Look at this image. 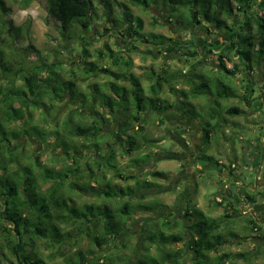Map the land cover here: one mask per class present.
Wrapping results in <instances>:
<instances>
[{"label":"rangeland","instance_id":"374dc122","mask_svg":"<svg viewBox=\"0 0 264 264\" xmlns=\"http://www.w3.org/2000/svg\"><path fill=\"white\" fill-rule=\"evenodd\" d=\"M5 2L11 8V12L5 18L11 19L15 26L22 25L23 28L21 32L22 37L17 41H14L12 35L7 32L8 25L0 33V51H3L4 60L11 68L9 71H6L0 67V87L3 91H7L10 88L13 78L17 79L16 84L21 83L22 79L20 76L23 75V71L31 69L44 60L49 65L55 61L58 62L59 64L55 63V65H52V69L60 74L61 80L75 81L81 90L91 96L93 92L91 88L94 83H97L98 86L100 84V87L103 88L105 81H117L111 76L110 72H106V74L99 72V67L108 66L113 69L117 68V66H112V59L107 56L109 47L114 52H119L120 57H131L133 60L131 70L140 76L144 86H149L150 84L145 74L146 71H150V66H153L157 71H160L162 67L171 66L172 70L182 69L184 73L189 71L191 65L194 63L195 68L200 73H205L207 70H215V63L211 57L207 55V58L199 57L200 54L204 53L206 48L208 31L204 27L197 28L191 22L186 21L185 19L189 16V11L183 8L173 10L168 0H156L154 2L151 0L149 7L132 5L128 0H109V4L104 0H93L95 14L93 16L94 28L87 34H82L78 27L71 31L63 30L62 23L48 13L47 0H5ZM26 2H29L28 5H25ZM124 11L129 13L124 14ZM138 18L143 21L142 35L131 36L134 30H140L137 26ZM113 20H121V22ZM2 22L3 20L0 16V27L4 24ZM28 26L29 32H27ZM160 33L180 41L195 37L196 44L194 46L198 53H191L189 49L186 50L185 48L180 50L169 47V43L167 45H158L159 39L153 36ZM210 36L211 41L217 42V44L222 43L227 38V34L222 30H219L218 33H210ZM144 37L148 38L151 43L146 42L143 39ZM28 43L36 46L41 54L40 57L23 50ZM83 44L88 48V57L83 56ZM187 58L191 59L187 60ZM91 61L96 64L95 72H91L88 69L89 62ZM246 61L245 59V64ZM227 64L229 68H232L231 62H227ZM257 68L253 72V77L243 69L236 76L230 78L236 85L234 89L238 96L233 97L231 95L229 98H223L224 100L221 101V104L222 106L226 105L227 110L226 112L223 111L222 115L225 118L227 117L228 121L226 119L225 122H221V117L220 120L216 118L218 124L215 127L213 123L216 120H213L212 123H207V118L212 115V111L219 110L218 106H212L213 101L207 97L191 100L194 103V107L192 104H189L188 100H185L178 90V88H185L184 77L178 83V88L173 91V94L169 92L162 94V96L168 98L173 103L176 102L170 110L161 112L150 110L143 115L144 121L142 124L144 128L139 134H135L139 140L140 149L137 148L130 154L122 153L123 151L120 149H124L129 143L123 137V139H116L117 143L114 144L111 138L112 135L116 136L118 120L114 114H110V117H107L108 120L103 124L104 130L102 133L104 134V138L101 142V147L106 150L109 146L105 142L112 143L113 148L117 149L116 164L122 172L131 173L137 169L141 178L160 185H154L147 189L133 192V196L130 197L131 202L136 203L138 201L137 196L145 195L146 198L142 199L144 202L155 201L162 203L160 211L152 213V216H147L145 211H136L134 212V216L127 222L122 221L124 230L117 233L115 240L116 245L120 248L119 255L122 258L117 259L118 254L116 251L118 252V248L114 246L103 251L99 249L109 256L106 258L108 259V264H142L141 259H145L146 256L149 257L148 254L150 252H155L157 243L154 242L155 239L153 240L149 236L150 232L156 229L154 228L155 220L158 221L157 223L161 228L163 221L167 220L169 216H171L172 220H180L187 225L192 222V220L184 215L187 207L190 210L201 213L195 216L197 219H207L219 218L223 214L224 208L228 206L233 211V229L238 234L236 235L237 237L233 235L226 237L227 243L222 246L221 251L249 253L250 257L248 261L250 260V263L239 259L240 264H264V236L261 231L246 227L251 225V220H255L257 226L262 227V231L264 232V225L256 219V217L262 219L263 216L255 214V209H252V213L245 214L249 206L252 205V203L248 204L247 202L249 196H254L257 203L264 205V188L257 185L253 186L256 184V177L262 175V169L264 171V74L261 68ZM49 71L51 69L45 68L41 75L45 78V75ZM53 75L51 76L53 77ZM198 77L200 80L203 79V76ZM218 77L219 75L211 77L214 92H217L215 89H218L217 86L220 85ZM119 83L129 85L124 81ZM229 83L232 86L231 82ZM222 89L224 93L225 90L228 92V88L225 89L224 85ZM245 95L251 102L250 106L246 105V101L244 100L246 98L244 97ZM46 101L48 102L47 109L32 110L33 121L45 133H49L53 129H61L60 136L67 132L61 128L62 126L69 127L70 129L75 126L72 124L67 126L66 123H63L65 120H68L70 117L76 121L80 120L79 114H76L74 111L75 108H82V111H86V113H89L93 108L101 110L99 103L95 107L92 105L87 106L82 101L70 100L67 95L54 102L53 106L48 98H46ZM180 102L183 104L182 107ZM233 104L241 106V114L233 115L232 113H228L229 106ZM2 106L3 104L0 100L1 118L3 115ZM44 113L48 115L47 120L43 116ZM188 113L192 116L196 115L198 118V123L196 122L192 129L182 128V125L178 124L181 122L184 123L183 125L192 126L194 117H191ZM174 114H178L179 118L175 117ZM91 118L92 116H89L87 119H84L86 121ZM6 126L8 129H12L13 127H20L21 123L13 122L11 125L8 124ZM203 127L209 129L211 132V137L206 143ZM30 131L34 133L36 129L31 128ZM67 137L69 138V135ZM192 137L194 138V142L192 141ZM149 138L155 140L160 138L161 141L144 142V140ZM55 139L56 136L54 134L47 137V141L51 142L49 147H46V144L38 139L29 141L22 139L19 144L24 152L33 156L34 160L40 161L38 164L35 162V171L27 172L22 167L19 169V176L23 177L22 180L25 185L24 192L27 198L33 201L34 205L38 202L41 203V197L50 196L52 190L50 185L52 186L53 182L57 180V174L61 171L60 166L65 163L60 160L57 161L58 156L61 155V150L54 148L53 142ZM72 141L73 143L77 142L78 145L86 142L74 136ZM181 141L184 142L185 146H182ZM85 144L88 145L90 143ZM95 150L94 147H91V149L87 148L85 151L83 150V153L90 158H101L99 157L100 155L95 154ZM109 152L106 150V154ZM143 153H151V158L145 156V161L142 165L139 164L136 167L132 160L142 157ZM204 154H207L208 160L210 159L211 161H205L203 158ZM27 161V158H22L21 162L26 163ZM41 161H43V165ZM96 161L91 160L92 165L96 164ZM217 162H220L222 167L206 166L209 163L214 166ZM232 165L233 168L235 167L232 172L234 174L230 172ZM55 168L54 174L56 177L53 176L52 171ZM153 170L165 171L168 174V179L153 178L150 174ZM44 175H50L49 180L45 178L44 181ZM112 175L113 170L107 169V179L110 178L113 184L126 185L125 182L127 181L122 178L114 179ZM238 177H240V182L238 181ZM26 178L28 179L26 180ZM37 180L39 183H42V190L37 186ZM128 182H131L132 187L136 186L135 180L130 179ZM176 185L178 186L177 188H175ZM92 186L97 189L99 183L94 181ZM226 188H231L232 196H229L230 192L225 191ZM96 189H94L95 192L91 191L90 193L74 190L71 191V194L78 205H83L85 201L95 204L109 203L113 209L119 205L120 201L116 198L107 199L103 195L98 196ZM124 199L125 197L121 201ZM236 211H239L240 214L235 215ZM162 229L166 233L172 232L168 228ZM176 231L177 234L182 236V239L174 247L183 248L185 250L184 255L187 256V262L191 264L193 260L189 254L192 250L188 244H191L193 240L190 238V230L186 229V232H184L181 228H177ZM176 231L174 230L173 232ZM226 231L224 228L223 232L225 234L227 233ZM156 236L160 235L157 233L155 238ZM67 243L65 253L56 254L55 256H52L55 250L47 248L46 242L41 238L37 239L36 248L47 264L64 263L66 256H74V252L80 244L87 251L88 248H96L87 236L71 238ZM0 244H2L1 236ZM4 252H6V248L2 245L0 256ZM97 253L98 251L94 254ZM208 257L211 263L216 262L220 255L212 251ZM200 258L202 259V256ZM110 259H113L112 263H110ZM171 263L174 262L171 261ZM0 264L16 263L13 257H11V259L0 260Z\"/></svg>","mask_w":264,"mask_h":264},{"label":"trees","instance_id":"16d2710c","mask_svg":"<svg viewBox=\"0 0 264 264\" xmlns=\"http://www.w3.org/2000/svg\"><path fill=\"white\" fill-rule=\"evenodd\" d=\"M104 1L109 4V0ZM128 1L136 6L149 7L151 5V0ZM168 1L171 3L173 10L183 8L189 11L186 21L191 22L197 28L204 27L208 31L206 48L199 57L204 58L206 55L211 57L215 63V70L200 73L195 68L194 63L191 65V69L184 73L182 69L172 70L171 66L162 67L160 71L150 66V71L145 72L146 79L150 84L144 86L140 76L131 70L133 66L131 57H120L119 52H114L109 47L107 56L112 59V66H117V68L99 67V72L102 74L110 72L111 76L117 81L107 80L103 83V88L100 87V84L98 86L97 83H94L91 88L93 90L91 96L81 90L75 81H62L60 74L52 69V65L58 63L56 61L49 65L48 62L43 60L42 63L23 71V75L20 76L22 82L16 84L17 79L13 78L7 91H3L0 87V100L3 104V115L2 118L0 117V236L2 238L0 251L2 245L6 248V252L0 256V260L13 257L16 264H47L36 248L37 239L41 238L46 242L47 248L54 249L55 252L52 256H55L56 254L65 253V247L71 238H82L83 236L89 237L90 242L96 248L91 247L87 251L80 244L76 248L74 256H66L65 262L60 264H108L106 258L109 256L101 250H107L113 248V246L118 248V252L116 251L118 254L117 259H121L122 257L119 255L120 248L116 245L115 240L117 233L124 230L122 221L127 222L134 216L136 211H145L147 216H152V213L160 211L162 203L144 202L142 199L146 198L145 195L137 196L138 201L136 203L131 202L130 197L133 196V192L160 185L141 178L137 169L131 173L122 172L116 164L117 149L113 148L112 143L107 141L105 143L109 147L106 150L110 152L106 154V150L101 147V142L104 138L102 133L104 130L103 124L108 120L107 117L114 114L118 120V130L116 136L112 135V141L116 144L118 138L123 139L124 137L127 139L129 144L120 150L123 151L122 153L130 154L135 149H140L139 140L135 134H139L144 128L142 124L144 121L143 115L150 110L155 112L170 110L176 102L173 103L162 94L164 92L173 94L183 77L185 88H178V90L185 100H188L189 104L194 107L191 100L207 97L213 101L212 106H218L219 110L212 111V115L207 118V123L216 120L213 123L215 127L218 124L216 118L220 120L221 117V122H225L226 119L228 121V118L222 115L223 111L226 112L227 110L226 105L222 106L221 104L223 98H229L231 95L233 97L238 96L234 89L236 85L230 78L236 76L243 69L253 77L256 67H258L257 69L261 68L264 74V0ZM28 3L26 2L25 5H28ZM126 9L129 11L128 8ZM47 10L50 15L62 23V28L65 31H71L78 27L82 34H87L94 28L93 0H47ZM10 12L11 8L6 5L5 0H0V16L3 20L2 23H4V27H0V33L8 25L7 32L12 35L14 41H17L22 37L23 26H15L11 19L5 18ZM127 13L129 12L124 11V14ZM113 21L121 22V20ZM132 24L134 23L132 22ZM137 26L140 30H134L131 36L142 35V19L138 18ZM219 30L226 33L227 38L222 43L217 44V42L211 41L210 33H218ZM153 37L159 39L158 45L169 43V47L180 50L185 48L186 50L189 49L191 53H198L194 46L196 44L195 37L184 41L167 37L161 33ZM143 39L151 43L148 38L144 37ZM87 49V46L83 44L84 57L89 56ZM23 50L27 53H34L37 57L41 56L39 50L32 43H28ZM189 59L191 58H187V60ZM245 59L248 61H246V64ZM227 62L232 63V68L228 67ZM0 67L6 71L11 69L4 60L3 51H0ZM95 67L96 64L93 61L89 62L88 69L91 72L96 71ZM45 68H49L51 71L44 78L41 73ZM211 75H219L220 85L217 86L218 89H215L217 92L213 91ZM198 76H203V79L200 80ZM122 81L129 85L120 84L119 82L122 83ZM223 85L225 89L228 88V92L225 90L224 93ZM65 95L70 100L82 101L87 106L92 105L95 107L99 103L102 111L93 108L89 113H86V111H82V108H75L74 111L79 114L80 120L76 121L71 117L65 120L63 123H66L67 126H70V124L75 125L70 129L69 127H63L61 124V128L67 131L66 134L60 136L61 129H53L49 133L43 132L42 128L33 121V111L41 108L47 109L48 102L46 98L51 101L53 106L54 102ZM246 95L244 100L246 105L250 106L251 102ZM180 104L182 107V102ZM229 107L228 113L241 114V106L233 104ZM43 116L45 120L48 119L46 113ZM89 116H92V118L85 121L84 118L87 119ZM191 117L198 120L196 115H191ZM13 122L21 123V126L8 129L6 125H11ZM31 128L36 129V132L32 133ZM203 130L206 143L211 137V132L205 127H203ZM51 134L56 136L53 142L54 148L61 150V155L58 156L57 161L60 160L65 163L60 166L61 171L57 174L58 181L55 180L53 185H50L52 188L50 196L41 197V203L38 202L34 205L33 201H30L24 192L25 185L22 180L23 177L19 176V169L22 167L27 172L35 171V162L38 164L40 161L34 160L33 156L24 152L19 144L22 139L26 141L38 139L45 143L46 147H49L51 142L47 141V137ZM73 136L86 142L80 145L77 142L73 143ZM149 139L144 140V142L161 141L160 138L157 140ZM85 143L90 144L88 146ZM91 147L96 149L95 154L97 153L101 158H90L83 153V150L91 149ZM150 154L143 153V159L142 157L133 159V164L136 167L139 164L142 165L145 156L151 158ZM207 156V154L203 155L204 160L211 161L208 160ZM22 158H27L28 161L23 163L21 162ZM85 158L87 159L85 160ZM91 160H97L96 164L92 165ZM41 162L43 165V161ZM217 163L215 165L221 166L220 162ZM231 167L230 172L234 174L232 172L235 167L233 168V165ZM107 169L113 170L112 178H122L127 181L125 182L126 185L113 184L110 178L107 179ZM54 170L56 168L52 170L53 176L56 177ZM150 174L153 178L168 179V174L165 171L153 170ZM44 176V181L45 178L49 180L50 175ZM130 179L135 180V187H132L131 182H128ZM93 180L99 183L97 189L92 186ZM36 183L42 190V183H39L38 180ZM94 189H96L98 196L103 195L107 199L116 198L120 201L119 205L114 209L110 207L109 203L95 204L85 201L83 205H78L71 194V191L74 190L90 193L91 191L95 192ZM124 197L125 199L121 201ZM248 200L252 204L257 203L254 196H249ZM197 214L201 213L187 207L184 215L192 220L187 225L183 221L172 220L169 216L167 220L163 221L162 228L172 230L171 233H166L157 223L158 221L155 220L154 228L156 229L151 231L149 236L151 239H155L154 242L157 243L156 251L150 252L149 257L146 256L145 259H141L142 264H189L187 256L184 255L185 250L174 247L182 239V236L177 234V228H181L184 232H186V229L190 230L189 234L193 242L191 243L190 239L191 244H187L190 245L192 250L189 254L193 260L191 264H240L239 259L247 263L250 261H248L250 255L247 252L230 253L221 251L222 246L227 243L226 237H229V235L237 237L238 234L233 229V211L230 206L224 208V212L219 218L197 219L195 217ZM250 223L251 225L246 227L261 231L264 236L262 227L257 226L255 220H251ZM224 228L227 230V235L223 232ZM174 230L176 232H173ZM157 233L160 236L155 238ZM97 251L98 253L94 254ZM212 251L219 253L220 257L216 262L210 263L208 255ZM200 256H202V259ZM171 261L174 263H171ZM112 262L113 259H110V263Z\"/></svg>","mask_w":264,"mask_h":264},{"label":"flooded vegetation","instance_id":"af4514ba","mask_svg":"<svg viewBox=\"0 0 264 264\" xmlns=\"http://www.w3.org/2000/svg\"><path fill=\"white\" fill-rule=\"evenodd\" d=\"M181 143H182V146H185L184 145V142L183 141H181ZM262 175L261 176H257L256 178V184H254L253 186H255V185H257V186H259V187H263L264 188V183H262L263 181H264V171H263V169H262ZM238 183V182H237ZM178 186L176 185L175 186V188H177ZM263 195H264V193H263ZM262 195V196H263ZM248 202V204L250 203L249 202V200L247 201ZM259 204V203H258ZM252 205H256L255 206V208H253V209H255L254 211H256V213L255 214H260V212H262V211H264V205L263 206H258L257 205V203H255V204H252ZM249 209V208H248ZM248 209H247V211H248ZM250 213H252V211H249ZM248 212V213H249ZM257 218V221H259V222H261L263 225H264V216H263V218L262 219H259L258 217H256Z\"/></svg>","mask_w":264,"mask_h":264},{"label":"crops","instance_id":"0c3cea01","mask_svg":"<svg viewBox=\"0 0 264 264\" xmlns=\"http://www.w3.org/2000/svg\"><path fill=\"white\" fill-rule=\"evenodd\" d=\"M174 116L177 117V118H179V115H178V114H174ZM192 122H193L192 126H191V125H183L184 123H181V122H179L178 124H181V125H182V126L180 125L181 127H186V128H188V129H192V128H194L195 123H196V122L198 123V120H197L196 118H193V121H192ZM194 131H195V130H194ZM192 141L194 142V138H193V137H192ZM206 166H212V167H217V168H218V166H215V165L213 166V164L211 165L210 163L207 164ZM193 178H195V177H193ZM238 181L240 182V177H238ZM226 187H227V185H226ZM225 191L230 192V195H229V196H232V195H231V194H232V192H231V188H230V189H229V188H226ZM227 192H226V193H227ZM257 205H258V206H263V205H260V204H258V203H257ZM255 206H256V205H251V206H249L248 211H246V213H245V212H244V213L247 214L249 211H252V209L255 208ZM238 213H239V211H236L235 215L238 214ZM239 214H240V213H239ZM253 214H254V213H253ZM259 215L264 216V211L260 212Z\"/></svg>","mask_w":264,"mask_h":264}]
</instances>
